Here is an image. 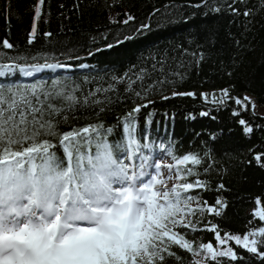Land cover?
Listing matches in <instances>:
<instances>
[{
    "label": "trees",
    "instance_id": "obj_1",
    "mask_svg": "<svg viewBox=\"0 0 264 264\" xmlns=\"http://www.w3.org/2000/svg\"><path fill=\"white\" fill-rule=\"evenodd\" d=\"M37 3L0 0V42L7 39L14 45L0 48V65L65 67L44 69L31 78L17 68L0 75L5 126H15L8 122L10 115L20 124L19 111L11 112L9 105L19 99L13 93L27 89L33 92V107L43 112L37 120L53 119L49 102L59 110L53 123L61 134L102 126V135L129 174L132 166L139 173L165 157L173 164V187L195 179L205 182V189L184 193L198 197L190 202L195 213L183 217L197 230L173 229L188 233L192 251L162 246L155 258L145 253L137 264H264L234 240L223 245L234 250L237 260L213 261L200 247L220 244L215 232L207 230L213 224L221 238L256 233V240L264 239L258 234L264 221L253 211L254 206L264 210V159H255L264 158V115L255 113L252 104L264 106V0H45L39 19H34ZM229 5L251 15L235 14ZM222 89L233 98L247 97L246 108L232 100L214 102L213 95ZM60 91L74 94L77 102L69 107L62 97L51 95ZM187 92L195 95H173ZM137 106L140 111H133ZM25 115L21 128L31 135V110ZM240 119L251 133L243 130ZM43 138L56 143L52 136ZM81 143L82 150L95 151L94 144ZM56 151L64 155L60 148ZM188 154L198 155L202 164L189 162L178 169L176 158ZM218 198L223 205L215 204ZM211 207L221 215L207 211Z\"/></svg>",
    "mask_w": 264,
    "mask_h": 264
},
{
    "label": "snow or ice",
    "instance_id": "obj_2",
    "mask_svg": "<svg viewBox=\"0 0 264 264\" xmlns=\"http://www.w3.org/2000/svg\"><path fill=\"white\" fill-rule=\"evenodd\" d=\"M44 2L38 0L34 19H39ZM229 9L245 17L251 15L250 10L239 13L232 5ZM213 10L220 11L219 8ZM35 32L33 23L30 35L34 37ZM236 44L239 46L240 42L236 41ZM13 47L7 39L0 42V48ZM7 67L17 68L26 76L32 75L26 67ZM40 67L65 66L45 64ZM4 74L0 72V75ZM3 95L4 91L0 89V99ZM12 95L19 99H13L9 108L13 113L19 111L20 124H15V115H10L8 122L15 126L6 127L4 105L0 104V264H137L145 253L155 258L162 246H166L165 250L174 245L192 251V245L185 238L188 233L180 235L173 229L179 225L191 231L197 230L191 222L185 223L183 217L195 213L196 209L190 207V202L198 197L184 196V193L191 189H205L204 181L195 179L171 190L158 188L157 185L163 184L158 175L145 182L141 179L144 173L129 174L128 167L114 156L112 145L102 135V126L85 127L82 134L75 131L61 134L53 123L59 110L52 103L49 102L47 107L53 119L37 120L36 115L42 116L43 112L33 107V92L24 89ZM51 95L62 97L69 107L77 102V97L68 92ZM51 95L48 96L49 101ZM173 95L193 96L195 93ZM204 95L207 99V94ZM213 100L220 103L232 100L246 108L248 98H233L228 89H222L219 96L213 95ZM36 103L39 104L38 97ZM140 107L133 111L139 112ZM26 109H30L33 115L31 135L27 127L21 128L26 120ZM128 115L131 116V112ZM201 115L208 116L209 113ZM233 115H239V112ZM238 122L245 126L243 130L246 133L252 132L245 120ZM89 133L91 135H83ZM45 135L52 136L55 145L47 138L42 139ZM82 140L89 146L94 144L95 151L82 150ZM57 148L62 150L63 156L57 155ZM176 159L178 169L189 162L197 166L202 164L196 154ZM255 159L260 161L264 158L256 156ZM260 166L264 167V164ZM184 171L193 176L190 168ZM219 187L223 189L224 185ZM215 204L221 206L224 201L218 198ZM207 211L221 215L217 207ZM258 216L264 221V210ZM216 227L213 224L207 230L215 232V239L221 245L234 240L247 252L264 259V252L259 251L264 248V239H250L256 233L221 238ZM259 234L264 237V228L259 229ZM200 247L211 254L213 261L217 257L238 259L231 248L217 253L212 243L201 244ZM160 259H163V254H160Z\"/></svg>",
    "mask_w": 264,
    "mask_h": 264
},
{
    "label": "rangeland",
    "instance_id": "obj_3",
    "mask_svg": "<svg viewBox=\"0 0 264 264\" xmlns=\"http://www.w3.org/2000/svg\"><path fill=\"white\" fill-rule=\"evenodd\" d=\"M26 69H27V71L32 72V75H30V76H35V75H38L39 73H41L44 69H51V68H48V67H29V68H26ZM10 71H12V69H9V68H6V67L0 69V72H3L5 74H7ZM210 94L213 95V93H210ZM252 104H253V111L255 113L264 115V106L261 107L256 102H253ZM155 164H156V166L159 165L160 167L158 169L156 167L154 173H155V175H158V179L163 181V184L157 185V187L161 188V189L171 190L173 188L174 182H175L174 181V176H173V170H172V165H173L172 161H170L168 158L161 157L160 161H156ZM133 172H134V166H132L130 168V173L132 174ZM152 176H154V175H151V174L147 175L148 178H150ZM144 181L147 182L145 179H144ZM253 211L256 214H258L261 211V208H259L257 206H254ZM258 234H259V231H258ZM250 239H256V237L253 236ZM213 249L217 253L220 252V251H226L227 250L226 247L224 245H221V244H219L218 246H214ZM209 255L211 256L210 253H209ZM199 263L203 264L202 261H199Z\"/></svg>",
    "mask_w": 264,
    "mask_h": 264
}]
</instances>
